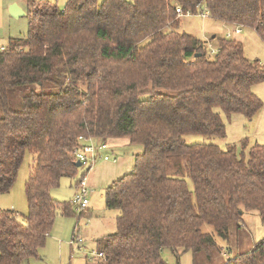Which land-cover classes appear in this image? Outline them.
<instances>
[{"label": "trees", "instance_id": "obj_1", "mask_svg": "<svg viewBox=\"0 0 264 264\" xmlns=\"http://www.w3.org/2000/svg\"><path fill=\"white\" fill-rule=\"evenodd\" d=\"M177 7L207 10L264 41V0L29 2L27 33L0 48V194L11 189L25 151L34 153L26 212L0 210V264L40 258L57 212L74 215L71 200L50 191L75 175V149L88 139L141 146L132 170L105 189V208L118 214L115 229L98 239L95 264H165L164 248H216L203 224L229 236L245 212L264 222V144L248 147L243 138L222 149L183 139L224 136L215 108L255 115L263 103L252 87L264 81V66L245 56L237 37L215 36L212 53L208 42L176 30L185 16ZM229 257L222 264H264V237Z\"/></svg>", "mask_w": 264, "mask_h": 264}, {"label": "rangeland", "instance_id": "obj_2", "mask_svg": "<svg viewBox=\"0 0 264 264\" xmlns=\"http://www.w3.org/2000/svg\"><path fill=\"white\" fill-rule=\"evenodd\" d=\"M51 1H54L58 6H64L67 0ZM21 4L25 8L27 7L25 0L21 1ZM22 18L19 25L13 27L7 36L22 37L27 33V18ZM232 29L228 31L231 32ZM176 30L192 34L208 42V46L214 48L216 42L215 36H211L212 33H217V36L223 37L226 28L212 17L185 15L180 18ZM224 37H227V33ZM237 38L242 41L245 56L251 60H257L264 66L263 39L253 29L246 27L241 29ZM7 39L2 40L0 38V48L6 45ZM36 87L40 88L37 85ZM252 91L261 99L263 105L251 118L240 113L227 115L219 108H215L224 123V136L188 134L183 136L184 141L188 144L211 143L222 149L227 148L230 144L238 145L243 138L247 140L248 147L255 143L264 144V81L254 84ZM146 96L143 95V97ZM115 142L117 143L116 148H114L115 152L110 153L108 151L105 153L109 159H104L105 155L100 158L97 157L96 162L91 165L88 172H86L87 167L85 165H80L73 177H62L59 186L51 189L50 192L54 198L59 201H69L77 191L76 182L86 176L85 182L90 186L88 208L85 210V215L81 217H78L80 209L75 206H73L74 215L72 216H63L58 211L50 235L39 250L40 258H32L30 264H95L100 258L97 255L98 248L96 246L90 248L87 242L98 243L100 237L112 232L115 229V216L118 214L117 210L105 208V189L119 175L132 170L134 155L141 151L140 145L129 143L127 138H117ZM33 157V152L25 151L11 189L7 193L0 194V210L14 209L19 213L26 212L27 202L24 187ZM188 185L192 189L190 180H188ZM251 212L257 213L256 211H248V214L243 217L247 227L251 230H248V233L245 231L244 225L237 227L231 223L228 229L229 236L220 235L210 225L203 224L202 231L212 235L216 241V248L208 253H193L188 250L180 254H175L171 249L164 248L162 258L165 264H222L230 258L229 256L233 257L249 250L254 239L258 241L264 236V224L261 218L250 215ZM74 227L75 234L84 237V247L72 243V229Z\"/></svg>", "mask_w": 264, "mask_h": 264}, {"label": "crops", "instance_id": "obj_3", "mask_svg": "<svg viewBox=\"0 0 264 264\" xmlns=\"http://www.w3.org/2000/svg\"><path fill=\"white\" fill-rule=\"evenodd\" d=\"M21 1H24V0H0V38L2 40H6V38H8V39L9 38H12V36H10V35L7 36V35L9 34V32L12 31L13 27H17L19 25V23H20L19 21H21V19H23L22 17H26V15H27V12H28V4H29V2L31 0H25L26 1V6H27L26 8L21 4ZM207 17H210V16H207ZM14 23H16V24H14ZM222 25L226 28V31H225V34H224V36H226V33L227 34L229 33L228 30H231V28L233 26L232 25L225 24V23H222ZM240 32H241V28H240ZM230 34L233 37H237V35L239 33H235L232 30L230 32ZM211 36H216V38H219L220 37V36H217V33H212ZM204 39H206V38H204ZM215 42H216V39H215ZM115 140L116 139H108V140H106L104 143L107 145V148H106L107 150L105 149L104 151H99V155L98 156L100 157V155L101 156L102 155H106L105 153L108 152V151L110 153L111 152H115L114 151L115 150L114 148H116V145H117V143L115 142ZM93 142L94 143H101L98 140H93ZM120 176H122V175H119V177ZM85 179H86V176H85ZM87 186L90 189V186L88 184H87ZM246 214H248V212H245L243 214V217H245ZM250 215H253L255 217L256 216L259 217V215L257 213H253V212H251ZM263 224H264V222H263ZM241 225H244L246 227V230L245 231L248 233L249 232L248 230H250V229H249V227H247L248 225H246V223H245L244 220L241 222ZM74 234L75 233L72 232V236ZM251 234H252V232H251ZM81 237L83 238V243L81 245L84 247V237L83 236H81ZM261 238H259V239H261ZM255 242H256V240L254 239V241L252 242V246L254 245ZM76 245H80V244H76ZM87 245L90 246V248H94L95 246L96 247L98 246V244L96 242H95V244L94 243H91V242L90 243L87 242ZM252 246H250V247H252ZM85 247H86V245H85Z\"/></svg>", "mask_w": 264, "mask_h": 264}, {"label": "built area", "instance_id": "obj_4", "mask_svg": "<svg viewBox=\"0 0 264 264\" xmlns=\"http://www.w3.org/2000/svg\"><path fill=\"white\" fill-rule=\"evenodd\" d=\"M177 14L181 15H189V12H183L180 7L176 8ZM198 15L200 16H209V12L207 10H200L198 12ZM235 33H240V28L236 27L233 30ZM230 32L227 34V37H230ZM211 48V47H210ZM211 52L214 53V49L211 48ZM81 140V137L79 138ZM107 148V145L105 143H94L92 139H88V143H80V145L75 149V155L77 160L81 163V165L89 166L93 165L96 162V152L97 151H104ZM101 157V155H100ZM104 159H109V156L105 155L103 157ZM88 193L89 188L87 186V183L85 182V177L82 178V180L79 181V185L77 186V191L73 198L71 199V203L73 206H75L77 209H84L88 207L89 200H88ZM72 243L74 244H82L83 238L78 235L74 234L72 236ZM97 255L101 257V253L97 252Z\"/></svg>", "mask_w": 264, "mask_h": 264}, {"label": "water", "instance_id": "obj_5", "mask_svg": "<svg viewBox=\"0 0 264 264\" xmlns=\"http://www.w3.org/2000/svg\"><path fill=\"white\" fill-rule=\"evenodd\" d=\"M80 165H81V163H80L79 161H77V162H76V166L79 167Z\"/></svg>", "mask_w": 264, "mask_h": 264}]
</instances>
